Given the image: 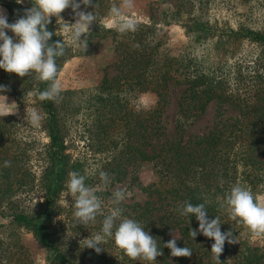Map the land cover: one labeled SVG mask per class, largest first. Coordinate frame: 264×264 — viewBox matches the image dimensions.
I'll return each mask as SVG.
<instances>
[{"label": "trees", "instance_id": "trees-1", "mask_svg": "<svg viewBox=\"0 0 264 264\" xmlns=\"http://www.w3.org/2000/svg\"><path fill=\"white\" fill-rule=\"evenodd\" d=\"M215 1L209 0V6ZM32 3L0 0L9 23L23 16ZM207 3L176 0L175 7L165 13L168 20L163 22L179 24L188 38L186 47L176 54L152 22H140L136 32L127 34L101 25L98 32L91 29L88 44L94 36L112 43L114 73L105 72L92 88L64 90L58 102L39 100L38 93L48 84L37 80L35 73L21 78L0 68V85L14 95L20 108L19 114L0 118V211L9 217L8 225L0 224V264L30 261L17 235L19 227L52 252L50 264L86 263L88 251L69 231H101L104 218L97 216L87 226L74 220L68 230L63 198L70 173L84 175L85 183L94 177L88 169L91 157L101 162L95 168L97 179L101 171L118 174L137 162L148 163L156 174L157 180L146 186L152 199L125 205L128 212L122 213V218L138 221L161 248L163 255L151 264H217L211 252L214 240L199 232L195 239L190 237L189 230L198 229L199 221L194 215H180L178 207L185 202L205 204L207 218L219 217L221 231L231 230L238 241H225L219 264H264V246L244 243L245 227L230 219L227 207H221L233 186H246L254 194L264 184V31L241 21L234 25L207 16ZM47 27L54 33L49 43L65 44L64 56L56 60L60 71L76 48L61 33L55 17ZM245 41L260 51L229 62L232 50L228 48ZM175 87L182 90L169 134L159 118ZM146 91L155 93L156 103L140 110L135 102ZM211 102L227 105L235 114L218 115L206 133L193 138L190 147L185 130ZM33 109L43 116L38 127L28 122L27 114ZM81 141L86 149L75 152ZM5 161L11 166L5 167ZM173 238L178 247L192 250L191 257L171 256L164 245ZM109 242L115 243L114 239ZM118 250L117 261L150 264L131 260Z\"/></svg>", "mask_w": 264, "mask_h": 264}, {"label": "clouds", "instance_id": "clouds-1", "mask_svg": "<svg viewBox=\"0 0 264 264\" xmlns=\"http://www.w3.org/2000/svg\"><path fill=\"white\" fill-rule=\"evenodd\" d=\"M17 4H23L24 0H16ZM81 4L84 6L95 5L92 0H34L32 7L26 9L23 16H20L14 23H9L5 15L0 14V68L8 73H15L23 78L32 73L36 79L48 84V88L38 93L40 101H55L61 99L64 91L58 79L59 69L56 63L57 58L64 56L65 44L62 41L49 43L54 33L48 30L51 18L63 21L61 13L69 7L75 14V23L70 24L71 38L73 44H80L83 41L82 50L87 49V37L91 31L90 26L96 21V15L92 12L80 11ZM135 0H120V4L112 3L110 16L120 18L123 10L132 9ZM139 20L128 18L118 20L117 23L109 25L115 27L120 34L136 32L139 28ZM10 30L13 35H8ZM57 35V33H55ZM83 36V38H82ZM6 86L0 85V92H4ZM0 102V118L17 114V106L9 107L6 96ZM28 122L38 127L41 125L43 116L35 109L28 114ZM5 167H10L11 162L5 161ZM101 181L107 185L111 183L112 177L107 172L99 173ZM86 177L77 172L69 174L67 182V193L74 199V219L78 225L87 226L95 223L98 215H102V200L95 191L85 183ZM126 191L117 189L112 193V204L114 207L108 215L104 216L101 232L85 239V247L101 252V247L107 239H114L115 245L121 249L131 260H143L155 262L158 256L163 255L157 241L151 236L141 224L131 218H122L123 209L121 203L126 198ZM221 207H227L230 219L242 224L249 232L257 237H264V201L258 200L254 194L242 185H235ZM182 216L194 215L199 221L198 229H190L189 235L195 239L198 232L205 237L214 240L211 245L213 259L219 264V257L224 251L225 241L235 244L231 230L221 231L219 217L209 220L205 204H192L185 202L178 207ZM117 221L119 223L117 224ZM115 229V231H113ZM177 238L170 239L164 245L171 250L173 257H191L192 250L188 247H178Z\"/></svg>", "mask_w": 264, "mask_h": 264}, {"label": "rangeland", "instance_id": "rangeland-1", "mask_svg": "<svg viewBox=\"0 0 264 264\" xmlns=\"http://www.w3.org/2000/svg\"><path fill=\"white\" fill-rule=\"evenodd\" d=\"M175 1L176 0H135V6L130 10H123V15L120 18H113L109 14L112 3L119 5L120 0H92V4L95 5V7L92 5L86 7L81 4L79 10L92 12L96 15V21L90 26L94 33L98 32L97 27L100 25L116 29L115 27H109V25L117 23L118 20L128 18H136L139 22L144 23H155L159 29V35L162 36L166 42L167 48L171 53L176 54L186 47L188 44V38L185 36L184 31L179 24H165L163 22L168 20L165 13L175 7ZM77 2H79V0H77ZM204 10L207 16L214 15L226 19L234 25L236 22L241 21L251 27L264 31V3L259 0H216L211 6H209L208 0V3L204 6ZM0 14L7 16V8L1 4ZM61 17L63 21H57L59 24V30L66 39L72 42L70 24L75 23V14L69 7L61 13ZM74 47L76 48V53L64 63L58 74V79L64 90L92 88L99 83L105 72L109 74L114 73L112 68V62L114 60L113 45L108 38L94 36L91 43L87 45L85 52L82 50L83 41H81L80 44H74ZM226 48L227 46L225 45L222 49ZM228 49L232 50V54H230L228 58L229 62L230 60L234 61L235 59L241 58V56H247V58H249L251 53H254L256 50L260 51V48L247 41L242 42L241 44L236 43L233 48L229 47ZM181 90V87L171 89L164 112L159 118V123L169 134L172 131L176 118V102ZM0 95L6 96V102L11 104L9 107L17 106V114L20 113V108L14 95L7 91L0 92ZM156 99L157 97L155 93L146 91L139 94L135 104L140 110H146L155 106ZM3 100L4 97L0 96V102H3ZM233 114H235V111L227 107V105H219L216 102L209 103L205 112L193 120L190 126L185 130L184 138L187 141V144L192 147L193 138L196 135L206 133L211 128L213 121L218 115L230 116ZM83 145L84 144L81 141L78 144V148L74 151L76 152L79 149H86ZM97 156L99 157V154H97ZM89 161L91 165L88 169H91V174L94 177L90 182L86 183V185L92 188L103 202L102 215L98 216L104 218V216L108 215L114 207L112 204V193L117 189H123L127 193L125 200L120 205L123 212H128V208L125 207V205L134 202L144 203L145 201L152 199V196L148 194L149 192L146 186H148L149 183L156 181L157 176L148 163L137 162L125 166L118 174L114 173L110 175L108 173L109 176L112 177V180L111 183L105 185L100 178L97 179L96 172L98 170H95L101 162L94 161L92 157ZM254 196L258 200L264 201V184L258 186L254 190ZM63 200V205L67 209L65 216L68 217L66 226L68 230H71V223L75 220V208L72 203L75 201L70 194H65ZM32 202L34 203L35 200ZM6 213L7 212L0 211V224H9V217L6 216ZM16 229L20 242L23 244L30 260L27 264H50L49 260L52 252L47 251L39 245L33 238L32 234L27 232V230L21 227ZM73 230L74 231H69V233L73 234L77 243L88 251V258L86 263L83 264H116V262H118V264H124V262L120 260L117 261L119 250L115 243L112 245L110 244V239H107L103 245H99L102 249L99 253L92 248L85 247V239L87 237L90 238L101 231L98 229H92V233L89 234L90 228L85 230L74 228ZM6 234H8V232H6ZM177 235L178 234H176L175 231L172 232L173 237H177ZM241 239L245 240L244 243L249 242L251 246H264V237L257 238L253 236L247 228H243Z\"/></svg>", "mask_w": 264, "mask_h": 264}]
</instances>
